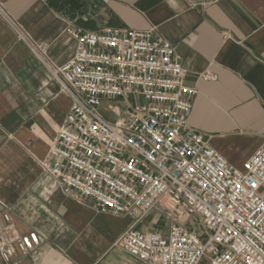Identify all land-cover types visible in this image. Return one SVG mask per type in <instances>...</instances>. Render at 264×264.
<instances>
[{"label":"built area","instance_id":"2783aa9c","mask_svg":"<svg viewBox=\"0 0 264 264\" xmlns=\"http://www.w3.org/2000/svg\"><path fill=\"white\" fill-rule=\"evenodd\" d=\"M65 33L75 41L72 57L46 66L71 102L39 161L42 172L64 195L135 216L134 224L150 213L168 218L165 234L132 225L115 240L147 264H264V139L238 168L191 128L198 89L185 83L172 43L152 28ZM198 77L216 79L209 71ZM132 94L143 101L131 103ZM39 243L30 231L16 247L26 255ZM12 256L0 234V264Z\"/></svg>","mask_w":264,"mask_h":264},{"label":"crops","instance_id":"0c3cea01","mask_svg":"<svg viewBox=\"0 0 264 264\" xmlns=\"http://www.w3.org/2000/svg\"><path fill=\"white\" fill-rule=\"evenodd\" d=\"M0 3V234L13 249L10 264H147L114 243L132 225L167 233L155 226L156 214L134 224L135 216L102 212L64 195L42 172L39 161L71 102L46 62L61 65L72 57L75 41L67 26L152 28L172 43L185 83L198 89L188 125L242 168L264 139V0ZM204 71L216 79L199 78ZM30 231L40 243L23 255L16 240Z\"/></svg>","mask_w":264,"mask_h":264},{"label":"rangeland","instance_id":"374dc122","mask_svg":"<svg viewBox=\"0 0 264 264\" xmlns=\"http://www.w3.org/2000/svg\"><path fill=\"white\" fill-rule=\"evenodd\" d=\"M129 100L131 101V103H141L143 100L140 96L138 95H129ZM108 107V105H107ZM170 223V220L160 214H156L155 219H154V224L157 228H159V230H161L162 232L165 231L168 228V225ZM189 225L193 226L195 225V219H192L189 223ZM198 234L199 236L203 237V232L199 229L198 230ZM165 234V233H163ZM201 264H205L203 261L201 262Z\"/></svg>","mask_w":264,"mask_h":264},{"label":"bare ground","instance_id":"6f19581e","mask_svg":"<svg viewBox=\"0 0 264 264\" xmlns=\"http://www.w3.org/2000/svg\"><path fill=\"white\" fill-rule=\"evenodd\" d=\"M107 105H108V104H104V105H103V109H105V108L107 107Z\"/></svg>","mask_w":264,"mask_h":264}]
</instances>
